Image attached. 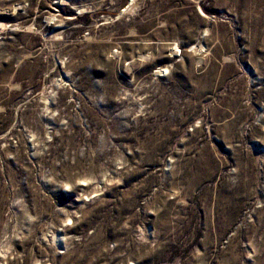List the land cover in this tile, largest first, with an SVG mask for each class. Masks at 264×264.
I'll return each instance as SVG.
<instances>
[{
	"label": "rangeland",
	"instance_id": "rangeland-1",
	"mask_svg": "<svg viewBox=\"0 0 264 264\" xmlns=\"http://www.w3.org/2000/svg\"><path fill=\"white\" fill-rule=\"evenodd\" d=\"M0 264H264V0H0Z\"/></svg>",
	"mask_w": 264,
	"mask_h": 264
}]
</instances>
